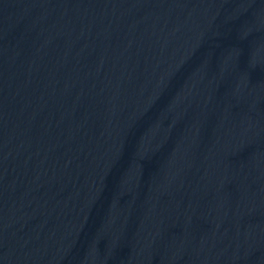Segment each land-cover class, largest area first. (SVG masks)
<instances>
[{
	"label": "water",
	"instance_id": "1",
	"mask_svg": "<svg viewBox=\"0 0 264 264\" xmlns=\"http://www.w3.org/2000/svg\"><path fill=\"white\" fill-rule=\"evenodd\" d=\"M0 264H264V0H0Z\"/></svg>",
	"mask_w": 264,
	"mask_h": 264
}]
</instances>
